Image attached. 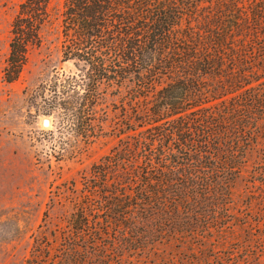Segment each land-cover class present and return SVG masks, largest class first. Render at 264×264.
<instances>
[{"label": "trees", "instance_id": "1", "mask_svg": "<svg viewBox=\"0 0 264 264\" xmlns=\"http://www.w3.org/2000/svg\"><path fill=\"white\" fill-rule=\"evenodd\" d=\"M47 26L78 70L32 97L87 145L118 94L117 143L57 187L25 264H264V0H23L7 83Z\"/></svg>", "mask_w": 264, "mask_h": 264}, {"label": "rangeland", "instance_id": "2", "mask_svg": "<svg viewBox=\"0 0 264 264\" xmlns=\"http://www.w3.org/2000/svg\"><path fill=\"white\" fill-rule=\"evenodd\" d=\"M22 1L0 0V264H25L45 212L55 223L64 211L54 198L57 187L71 181L81 187L82 176L89 175L117 143L113 133L119 118L118 94L109 91L105 96L104 135L87 145L66 130L59 111L49 112L41 97H32L42 83L51 84L57 75L65 78L78 70L73 61L63 60L62 38L55 27L43 30V41L30 51L19 78L12 83L4 80L11 23ZM45 118L50 119L48 127L43 125ZM68 139L70 144H63ZM255 159L250 157L236 182L240 203Z\"/></svg>", "mask_w": 264, "mask_h": 264}, {"label": "water", "instance_id": "3", "mask_svg": "<svg viewBox=\"0 0 264 264\" xmlns=\"http://www.w3.org/2000/svg\"><path fill=\"white\" fill-rule=\"evenodd\" d=\"M43 125L46 126V127L50 126V119L49 118H45L43 120Z\"/></svg>", "mask_w": 264, "mask_h": 264}]
</instances>
